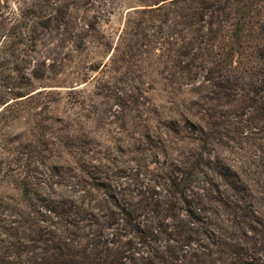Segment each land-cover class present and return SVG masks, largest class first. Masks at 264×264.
Masks as SVG:
<instances>
[{
  "label": "rangeland",
  "instance_id": "rangeland-1",
  "mask_svg": "<svg viewBox=\"0 0 264 264\" xmlns=\"http://www.w3.org/2000/svg\"><path fill=\"white\" fill-rule=\"evenodd\" d=\"M189 167L182 197L221 234L201 260L264 262V0H0V264H132L155 246L145 264H198L194 243L167 258L143 217L123 231L106 210L153 211ZM173 212L165 230L187 231Z\"/></svg>",
  "mask_w": 264,
  "mask_h": 264
},
{
  "label": "trees",
  "instance_id": "trees-1",
  "mask_svg": "<svg viewBox=\"0 0 264 264\" xmlns=\"http://www.w3.org/2000/svg\"><path fill=\"white\" fill-rule=\"evenodd\" d=\"M188 170H189V173L187 174V179L184 180L183 182L181 181L180 183H174V182L170 183V185L167 186V188L165 189L166 197L162 196L161 199H158V200L156 199L155 201H153L154 207H155L154 210L151 211L152 209L149 208L146 211L145 215L141 213L137 216H134L135 212L139 211L140 208H142L143 210L142 212H144L143 208H147L148 206H150L149 203L144 202L145 205L143 206L140 205V203H138V205L136 204V206L132 208L131 211L126 212L127 210H125L124 207L120 208L119 201L115 199V197H112V196H110V200L112 201L107 203L106 210L107 211L109 210V212L113 213L110 215V219L114 221V224H118V220L123 223V225L121 226V230L123 231L133 232V230H138V228L135 229L136 224H134L133 222L135 219L137 218L140 219L141 217H143V220L140 221V223L148 224L149 228H151V231L154 233L151 240L152 239L153 241L155 240V243L163 241L166 244V247H164V251L161 252V254L167 258L176 260V257L178 256V254L179 253L182 254V252H184L183 251L184 248L190 249V244L194 243L196 246H198L200 249L204 251V254L199 253L200 251L198 250H192L193 251L192 256L196 259L198 264H205V262L201 260V254L204 256H207L205 251H208L210 249V246L206 243V241L207 242L210 241L212 245H215L218 241L217 239L219 238V236H221V234L219 233V228H218V232L213 229V227L217 226L216 224H213V221L215 222L217 219H214V217H204L203 214H204L205 209L196 208L193 205V200H191V198L187 199V197H185L184 195L182 197L184 190L187 191L188 187H190L191 183L193 182L192 176L194 175V169L193 167H189ZM179 193H180V196H179L180 199L177 198V195ZM156 194L158 195V193H156L155 191L154 193L150 195L156 196ZM218 203L219 202H217V204ZM110 204L111 206H113V209H109ZM180 205H182V207H179ZM226 208H228L227 212L228 213L230 212L229 216H231L232 218V221H230V223L232 225H235L238 222V224H241L243 226H250L244 221V219L250 218L248 215L238 216L237 212H240L239 207H233V208L226 207ZM114 209L122 212L123 218H119L118 215H115V213L113 212ZM177 209L183 210L186 213V215L184 216V219L178 220L179 222L176 228L182 227L184 226V224H186L187 231L177 232L173 228L172 230H174V232H172L171 230L169 231L165 230L167 227L166 225L164 226V224L161 223L159 216L162 213H164L165 216L168 218L171 215L173 216L174 215L173 211ZM150 212H152L154 215L153 216L150 215L149 214ZM147 214L149 215L147 216ZM57 217L58 216H56V218ZM95 220L97 222L98 217H96ZM111 225H112V222H111ZM181 234H187V237L184 238L185 242H183L181 246L172 245V243H180L179 240L177 241V238L179 237V235L181 236ZM260 237H261V246L254 252V255H257V252H259V250H261V252L264 253V234L260 235ZM141 243L144 244V241L141 240ZM149 252H159V247L155 246V247L147 249V252H144L145 258L148 255H150ZM135 254H137V252L130 253L129 259L132 262H134L132 264H135V261H139L141 259L142 261H139L138 264H145L143 262L145 258L140 257V259H135L134 258ZM185 257L186 256H184L183 254L181 255V258L183 260L185 259ZM247 258L251 261L257 260L249 256ZM187 264H194V263L191 261H188ZM253 264H258V263H253ZM259 264H264V262L259 263Z\"/></svg>",
  "mask_w": 264,
  "mask_h": 264
}]
</instances>
